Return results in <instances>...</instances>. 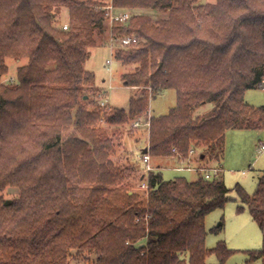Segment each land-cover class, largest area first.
I'll return each mask as SVG.
<instances>
[{"label":"trees","instance_id":"16d2710c","mask_svg":"<svg viewBox=\"0 0 264 264\" xmlns=\"http://www.w3.org/2000/svg\"><path fill=\"white\" fill-rule=\"evenodd\" d=\"M204 1L0 0V264H71L72 250L95 254L97 264H208L212 253L225 264L234 253L223 241L206 245L207 215L232 199L222 174L136 175L110 157L114 136L97 127L137 119L150 99L175 89L176 105L150 118L153 158L187 159L209 145L220 147L222 159L228 130L264 129V106L245 98L250 88L264 89V0ZM109 6L133 13L111 31L135 33L140 42L114 57L131 68L125 85L143 90L128 109L103 112L83 98L95 84L86 62ZM62 7L68 28L56 24ZM146 10L166 16L155 20ZM8 57L28 62L15 81L1 83ZM205 103L212 109L196 116ZM72 126L82 138L64 137ZM9 187L19 192L6 204ZM236 189L264 235V173L253 195ZM249 254L264 259V244Z\"/></svg>","mask_w":264,"mask_h":264},{"label":"rangeland","instance_id":"374dc122","mask_svg":"<svg viewBox=\"0 0 264 264\" xmlns=\"http://www.w3.org/2000/svg\"><path fill=\"white\" fill-rule=\"evenodd\" d=\"M204 2L211 3L215 0H205ZM146 11L155 20L166 16L164 13L156 14L149 10ZM56 17L58 26L70 25V13L67 7H62ZM111 25L109 20L103 30L97 29L95 34L96 45L91 48L90 58L86 62V68L95 73V84L87 87L83 101L89 109L103 112L109 111L115 106L127 109L131 97L135 94L141 95L143 90L138 87H127L124 83L123 74L130 71L131 68L114 57L115 50L121 46L114 47L112 45ZM6 62L9 70L1 77V83L15 81L18 67L26 64L28 58L20 60L8 57ZM148 92L150 94L151 89L148 88ZM245 98L252 105L264 106V89L261 86L250 88L246 91ZM104 99H107L106 105L101 103ZM149 102L148 111L152 109L155 115L166 114L171 107L176 105V90L165 89L155 98L150 99ZM212 106L211 103H205L194 114L196 116L206 114L212 109ZM148 111L138 117H142L146 121L152 116ZM135 119H131L124 125L100 122L97 127L105 129L110 136H114L115 148L110 157L115 163L121 166H134L137 170L136 175H141L147 173L141 154L142 149L149 146L150 130L148 126L135 127ZM64 137L66 139L71 137L82 138L83 133L77 126H72L65 131ZM263 145L264 129H230L226 132L222 159L220 154L218 157L216 156L220 153V147L216 146L213 150L209 145H201L194 153H190L187 159L151 157V166L154 168L157 164L164 162L161 170L165 179H174L179 176L187 177L190 180L198 178L199 172L178 169L179 166L185 167L192 164L195 167L220 168L219 175L222 174L227 186L231 189L230 196L232 199L227 202L225 208L215 209L207 215L205 222L207 229L206 245L212 249L219 242H226L228 247L234 250V253L230 255L225 264H264L263 258L250 261L249 251L259 250L263 247L264 235L259 224L254 220L248 205L241 200L236 189L237 185H240L250 195L256 192L260 177L264 173ZM199 151L206 152L205 160L196 159ZM221 167H223V171ZM135 181L136 179L131 180L132 184L139 187V183L137 184ZM18 192L17 188L9 187L3 193L8 200H12L10 198L16 196ZM221 224L222 227L215 231L214 229ZM145 241L142 240L140 243L144 244ZM207 263L219 264L220 262L218 256L212 253L208 256ZM71 264H97V256L91 252L80 253L77 250H72Z\"/></svg>","mask_w":264,"mask_h":264},{"label":"built area","instance_id":"2783aa9c","mask_svg":"<svg viewBox=\"0 0 264 264\" xmlns=\"http://www.w3.org/2000/svg\"><path fill=\"white\" fill-rule=\"evenodd\" d=\"M109 10L107 12V15L109 17V20L111 22V24H113L115 21H121V22H127L131 16H132V11L131 10H126V9H122V10H118L116 9L114 6H109L108 7ZM68 24L64 25V28H68ZM112 45L114 47L117 46H121V47H131V46H135L137 44H139L140 42V38L137 34H128V35H124V36H118V37H114L112 38ZM107 100V99H106ZM106 100H102L101 103L102 105H106ZM134 126L135 127H139V126H150V118H148L146 121L143 120L142 117H138L137 119L134 120ZM263 149H264V145H263ZM191 153H194V150L191 151ZM142 160L146 165V171H152V170H156V168L151 166V155L147 152V153H143L141 154ZM191 163V160H190ZM178 169H187V170H195L197 172H202L206 178H213L215 175H217L220 171V168L217 167H195L192 164L191 165H187L185 167H177ZM138 186L140 188H148V184L146 181L141 182L138 184Z\"/></svg>","mask_w":264,"mask_h":264},{"label":"crops","instance_id":"0c3cea01","mask_svg":"<svg viewBox=\"0 0 264 264\" xmlns=\"http://www.w3.org/2000/svg\"><path fill=\"white\" fill-rule=\"evenodd\" d=\"M126 86H127V85H126ZM127 87H128V86H127ZM129 87H132V86H129ZM132 88H134V87H132ZM105 89H106V88H105ZM115 107H119V106H115ZM120 108H121V107H120ZM122 108H124V107H122ZM128 108H129V107H128ZM128 108H127V109H128ZM171 108H172V107H171ZM171 108H170V109H171ZM125 109H126V108H125ZM170 109H169V111H170ZM148 112H149L151 115H155V114H154V111H152V109H150ZM161 115H163V114H161ZM168 160H169V159H168ZM171 160H172V159H171ZM164 161H165V160H164ZM163 163H164V162H161V163L157 164V166H155V168L158 169V170H161V167H162ZM177 166H178V164H177ZM175 167H176V166H175ZM161 171H162V170H161ZM164 178H165V177H164ZM166 180H167V179H166Z\"/></svg>","mask_w":264,"mask_h":264},{"label":"water","instance_id":"95a60500","mask_svg":"<svg viewBox=\"0 0 264 264\" xmlns=\"http://www.w3.org/2000/svg\"><path fill=\"white\" fill-rule=\"evenodd\" d=\"M142 152H143V153H147V152H148V148L145 147V148L142 150ZM202 158H204V156H202ZM11 202H12V200H7V201H6V204H9V203H11Z\"/></svg>","mask_w":264,"mask_h":264}]
</instances>
